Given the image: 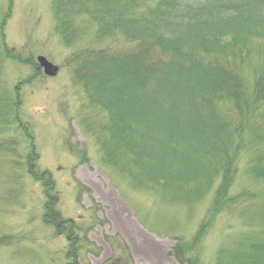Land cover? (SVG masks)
Instances as JSON below:
<instances>
[{"label": "trees", "instance_id": "16d2710c", "mask_svg": "<svg viewBox=\"0 0 264 264\" xmlns=\"http://www.w3.org/2000/svg\"><path fill=\"white\" fill-rule=\"evenodd\" d=\"M110 2L111 10L105 11L104 0H55L58 30L73 32V18L82 14L97 22L99 39L133 46L119 54L89 50L77 55L76 77L89 103L110 115L104 149L110 165L134 187L186 204L213 193L207 218L192 240L176 239L170 253L176 264H199L189 256L215 218L251 201L248 194H231L238 159L249 149L248 175L264 188V131L253 123L264 112V0ZM2 55L0 48V62ZM244 64L263 68L251 89L239 75ZM2 88L0 70L1 132L13 122L21 124L18 97L10 99ZM6 143L1 152L13 154L14 142ZM34 161L30 154L27 168L46 191L45 223L68 230L71 240L74 223L62 220L50 175L36 172ZM245 218L248 229L222 245L216 264H264V210ZM8 242L0 239L1 246ZM72 251L75 259V245Z\"/></svg>", "mask_w": 264, "mask_h": 264}, {"label": "rangeland", "instance_id": "374dc122", "mask_svg": "<svg viewBox=\"0 0 264 264\" xmlns=\"http://www.w3.org/2000/svg\"><path fill=\"white\" fill-rule=\"evenodd\" d=\"M54 4L0 0L2 89L10 99L18 97L21 123L0 131L2 147L14 142L13 154L0 150V239L9 238L0 245V264H176L170 257L176 239L192 240L207 218L213 193L198 203L173 201L161 192L138 190L110 165L103 129L110 115L89 103L76 77L81 64L76 58L89 50L119 54L133 46L99 39L97 22L82 14L73 18V32L59 31ZM102 7L111 10L110 0ZM39 56L59 67L58 76L39 71ZM251 64L239 70L249 89L263 69ZM253 123L264 131V112ZM30 154L36 157V172L50 175L62 220L74 223L71 240L68 230L45 223L46 191L28 173ZM251 159L250 149L239 157L231 190L251 201L247 197L239 211L215 218L190 254L193 261L216 264L222 245L248 229L245 215L249 220L264 210V188L248 175Z\"/></svg>", "mask_w": 264, "mask_h": 264}, {"label": "water", "instance_id": "95a60500", "mask_svg": "<svg viewBox=\"0 0 264 264\" xmlns=\"http://www.w3.org/2000/svg\"><path fill=\"white\" fill-rule=\"evenodd\" d=\"M38 63L40 67L44 70V73L48 77H56L59 73V69L57 66L50 63L46 58L39 57Z\"/></svg>", "mask_w": 264, "mask_h": 264}]
</instances>
